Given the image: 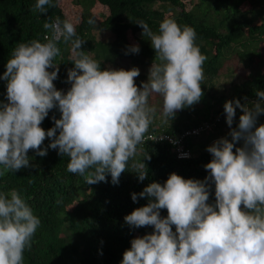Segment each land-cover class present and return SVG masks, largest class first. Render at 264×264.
Masks as SVG:
<instances>
[{"label": "clouds", "instance_id": "clouds-1", "mask_svg": "<svg viewBox=\"0 0 264 264\" xmlns=\"http://www.w3.org/2000/svg\"><path fill=\"white\" fill-rule=\"evenodd\" d=\"M53 6L52 0H37L35 10L47 15ZM137 24L159 60L142 88L135 83L139 68L102 69L101 62L85 54V41L69 20L45 22L50 36L44 42L18 43L0 77L7 81V103L0 102V176L30 167L29 150L43 157L51 148L70 158L67 171L82 176L86 184L107 182L110 174L116 185L156 116L149 104L152 94L162 97L166 122L200 102L207 57L195 43L196 31L173 19L163 20L157 33L143 21ZM70 40L74 68L68 70L71 87L64 93L53 82L59 72L58 45ZM130 51L138 53L139 46ZM256 96L246 104L238 99L225 102L229 127L237 108L243 114L229 133L231 140L220 138L206 149L212 159L204 165L209 175L203 181L171 173L163 185L152 182L131 194L133 202L139 196L148 203L126 215L125 223L154 230L131 240L121 264H264V124L257 126L258 116L264 114V91ZM53 108L61 116L53 117L54 127L45 131L41 124ZM46 138L51 142L45 148ZM241 140L243 145L236 147ZM187 151L176 157H189ZM145 159L151 156L131 165L141 182L148 174ZM209 182L215 187L214 204L208 203ZM40 224L17 190L0 191V264H24V251L31 248Z\"/></svg>", "mask_w": 264, "mask_h": 264}, {"label": "trees", "instance_id": "trees-1", "mask_svg": "<svg viewBox=\"0 0 264 264\" xmlns=\"http://www.w3.org/2000/svg\"><path fill=\"white\" fill-rule=\"evenodd\" d=\"M36 2L0 0V77L18 43L34 39L44 42L45 37L50 36L43 28L44 23L57 18L64 21L59 0H52L54 6L48 8L47 15L35 10ZM77 2L81 5L80 14L74 15L71 9L67 13L71 14L69 21L76 26L77 36L85 41L81 50L101 62L102 69L108 68L107 63L116 64L115 69H123L117 65L123 58L129 59L131 66H147V71L135 78L139 88L148 82L150 68L159 60L150 38L142 35L143 29L137 22H145L153 33L158 32L165 19H173L181 27L193 28L197 34L195 43L207 57L201 85L204 95L199 103L177 111L175 118L167 122L162 116V97L157 94L149 97L150 106L157 110L156 116L145 135V143L138 145L137 155L129 161L128 169L116 185L111 182L110 174L107 182L86 184L82 176L67 171L70 158L51 148L43 157L29 150L30 167L0 176V191L17 190L41 221L31 248L24 251V264H121L131 240L154 230L152 226L132 228L125 223L126 215L148 203L147 197L139 196L133 202L131 194H139L152 182L163 185L171 173L203 181L209 175L204 165L212 159L206 149L220 138L231 140L229 133L238 127L243 114L237 108L229 127L224 113L225 102L238 99L241 104L251 103L258 99V90L264 91V0ZM96 2L107 11L100 19L89 10ZM89 19L96 23L89 24ZM105 36L108 41L104 40ZM100 41L105 48L97 51L95 45ZM58 46L61 50L56 59L59 72L53 83L57 90L66 93L71 87L67 80L68 70L74 68L72 40L61 41ZM132 46H139V52H131ZM6 86L7 81L0 79V102L4 103H7ZM60 116L58 108H53L41 127L45 131L54 127L52 118ZM261 124H264V114L257 119V126ZM194 128L198 131L192 132ZM151 132L181 138L180 143L189 150L190 156L177 158L176 145L165 138L151 139ZM50 142L46 138L42 147L46 148ZM242 145V140L236 143V147ZM147 154L151 159L143 162L148 174L141 182L131 165L142 161ZM209 183L208 203L214 204L215 187ZM161 216H167L166 209L161 210ZM172 227L175 231V226Z\"/></svg>", "mask_w": 264, "mask_h": 264}, {"label": "rangeland", "instance_id": "rangeland-1", "mask_svg": "<svg viewBox=\"0 0 264 264\" xmlns=\"http://www.w3.org/2000/svg\"><path fill=\"white\" fill-rule=\"evenodd\" d=\"M77 1H80L82 4L83 3L85 4L86 2L88 4V2H89V0H77ZM77 1H75V0H59V4L62 7L61 12L64 15L63 16L64 20H70L71 19V14L67 13V12H69L68 11L69 9H71V12L74 15H76V16L80 14V12H81V5ZM186 7H189L188 3L186 4ZM89 10L98 19H100L102 16H104L107 13L105 6L99 4L98 2L92 4L89 7ZM104 40L105 41H108V37L105 36L104 37ZM97 43L98 44L95 43L96 44L95 45V48L97 49V51L105 48L103 42L100 41V42H97ZM263 52H264V48H263ZM102 56L104 57V55H102ZM117 65L120 66L121 68L125 69V70H130L133 67H137V68H139L140 73H145L147 71V66H144L142 64H136L134 66H131L129 59H126V58H123L121 60H118ZM106 66L108 68L115 69L116 64L113 65L111 63H107ZM241 71H243V70L241 69ZM148 79H149V76L146 78V80H148Z\"/></svg>", "mask_w": 264, "mask_h": 264}, {"label": "built area", "instance_id": "built-area-1", "mask_svg": "<svg viewBox=\"0 0 264 264\" xmlns=\"http://www.w3.org/2000/svg\"><path fill=\"white\" fill-rule=\"evenodd\" d=\"M197 131L198 130L196 128L192 129V132H197ZM149 137L151 139H154V140L165 138L168 141L174 143L176 145L175 148H176L177 157H183V154H185V153L188 155V151L186 149H184L183 145L180 143L181 138H172L168 135H162V134H156V133L155 134L150 133Z\"/></svg>", "mask_w": 264, "mask_h": 264}]
</instances>
